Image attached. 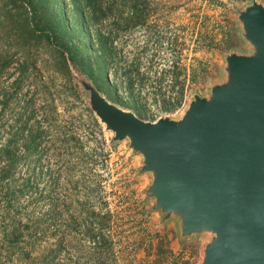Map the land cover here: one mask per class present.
<instances>
[{
  "label": "rangeland",
  "instance_id": "374dc122",
  "mask_svg": "<svg viewBox=\"0 0 264 264\" xmlns=\"http://www.w3.org/2000/svg\"><path fill=\"white\" fill-rule=\"evenodd\" d=\"M252 3L98 0L94 20L73 0H0V264H202L214 234L182 236L156 208L144 155L83 81L145 121L181 119L229 54L254 52Z\"/></svg>",
  "mask_w": 264,
  "mask_h": 264
},
{
  "label": "water",
  "instance_id": "95a60500",
  "mask_svg": "<svg viewBox=\"0 0 264 264\" xmlns=\"http://www.w3.org/2000/svg\"><path fill=\"white\" fill-rule=\"evenodd\" d=\"M250 55L226 57L228 80L195 95L181 119L145 121L83 81L92 109L144 155L156 208L183 236L209 231L202 264H264V5L240 12Z\"/></svg>",
  "mask_w": 264,
  "mask_h": 264
},
{
  "label": "trees",
  "instance_id": "16d2710c",
  "mask_svg": "<svg viewBox=\"0 0 264 264\" xmlns=\"http://www.w3.org/2000/svg\"><path fill=\"white\" fill-rule=\"evenodd\" d=\"M75 5L77 6H81L82 4L83 6H86L87 8H89V13L92 19H96L97 18V1L98 0H79V2H81V4L78 2V0H73ZM71 60L73 63H77V60L75 58L74 55L69 56V58H65V63L66 66L69 67V63L68 61Z\"/></svg>",
  "mask_w": 264,
  "mask_h": 264
},
{
  "label": "crops",
  "instance_id": "0c3cea01",
  "mask_svg": "<svg viewBox=\"0 0 264 264\" xmlns=\"http://www.w3.org/2000/svg\"><path fill=\"white\" fill-rule=\"evenodd\" d=\"M225 38H226V35L225 36H223V39L225 40ZM181 235L183 236V234H182V231H181Z\"/></svg>",
  "mask_w": 264,
  "mask_h": 264
},
{
  "label": "built area",
  "instance_id": "2783aa9c",
  "mask_svg": "<svg viewBox=\"0 0 264 264\" xmlns=\"http://www.w3.org/2000/svg\"><path fill=\"white\" fill-rule=\"evenodd\" d=\"M160 118H161V117H160ZM160 118H158V119H160ZM158 119H157V120H158ZM157 120H155V121H157ZM153 122H154V121H153Z\"/></svg>",
  "mask_w": 264,
  "mask_h": 264
}]
</instances>
